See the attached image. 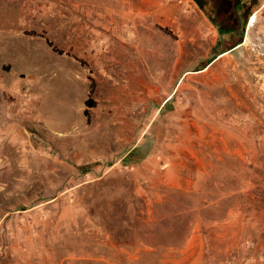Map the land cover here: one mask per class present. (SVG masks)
Listing matches in <instances>:
<instances>
[{"label":"rangeland","instance_id":"1","mask_svg":"<svg viewBox=\"0 0 264 264\" xmlns=\"http://www.w3.org/2000/svg\"><path fill=\"white\" fill-rule=\"evenodd\" d=\"M0 264H264V0H0Z\"/></svg>","mask_w":264,"mask_h":264},{"label":"trees","instance_id":"2","mask_svg":"<svg viewBox=\"0 0 264 264\" xmlns=\"http://www.w3.org/2000/svg\"><path fill=\"white\" fill-rule=\"evenodd\" d=\"M126 159H128V158H126Z\"/></svg>","mask_w":264,"mask_h":264}]
</instances>
